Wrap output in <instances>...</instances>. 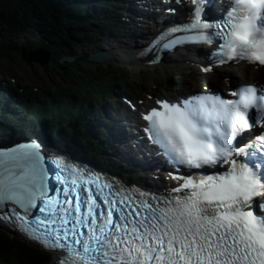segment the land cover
<instances>
[{
  "label": "snow or ice",
  "instance_id": "1",
  "mask_svg": "<svg viewBox=\"0 0 264 264\" xmlns=\"http://www.w3.org/2000/svg\"><path fill=\"white\" fill-rule=\"evenodd\" d=\"M188 2L185 20L138 54L208 45L201 71L264 66V0H232L215 20L202 18L204 0ZM228 95L161 98L141 112L175 182L163 189L128 187L37 139L0 150V224L53 251L54 264H264V86Z\"/></svg>",
  "mask_w": 264,
  "mask_h": 264
},
{
  "label": "trees",
  "instance_id": "2",
  "mask_svg": "<svg viewBox=\"0 0 264 264\" xmlns=\"http://www.w3.org/2000/svg\"><path fill=\"white\" fill-rule=\"evenodd\" d=\"M56 1L58 0H0V53L9 55L10 49H8V47L10 48L11 45L7 40V34L14 32L34 33L38 31L40 34L48 37L49 42L51 43L49 44L50 48L55 50V45H52L53 42L58 43V46L60 47L63 46L60 44V39L58 38L60 32H65L62 20L67 22H70L71 20L64 16L62 12L53 9L52 6L49 5L51 2L55 3ZM60 54L61 52L58 55ZM104 87L107 90H111L106 87V84L102 79L97 83H94V85L93 82H89L88 88L91 92L90 97H93L94 91L104 92ZM66 102L67 103L64 106L69 109L61 106L59 109L65 110L64 114H66V117L69 119L67 130L72 134L73 139L71 140L65 134H60L58 137L62 142H65L66 140L70 142L71 146L79 150L82 154L84 151L83 148L78 145L79 143H83L88 151L91 147V143L86 141L87 139L85 137L82 136L84 139L82 140L79 136L80 132L84 133L86 130L85 122L88 121L86 114L93 118L94 113L97 114L101 109V106L97 105V101L91 102L89 100L81 102L80 105H74L76 103H73L68 97ZM44 110V115L48 116L52 111L57 112L50 104H48ZM70 111H73L74 116L71 115ZM20 114L24 115V119L21 120L17 117H13V123L18 126L30 125V118L32 116L27 112H23V110L20 111ZM59 127L60 124L57 123L54 129ZM102 137L107 139L106 135H102ZM92 139L98 145L103 146L99 138L92 136ZM3 238L7 239L5 236H3ZM3 245L4 244L0 242V246Z\"/></svg>",
  "mask_w": 264,
  "mask_h": 264
},
{
  "label": "rangeland",
  "instance_id": "3",
  "mask_svg": "<svg viewBox=\"0 0 264 264\" xmlns=\"http://www.w3.org/2000/svg\"><path fill=\"white\" fill-rule=\"evenodd\" d=\"M80 30L81 29H77V32H80ZM72 35H73V37H77L74 34H72ZM9 37L12 40H14V41H18L19 43L25 42V41H32V40H42V37H39L37 35H32V34H30V35L14 34V35H11ZM94 41H95L94 42L95 44H99L100 46H103V44H107V42L101 43L100 40H98L97 37L94 38ZM56 68H57L56 65L55 66H53V65L43 66V65H40V64H37V63H35L34 65L30 66V65L26 64L25 61H20L18 58H16L14 61H12L9 64V69H4V70H8V71L3 72L2 70H0V74L3 75L5 73L6 75H15V76L21 77L23 79L33 80L34 82H36L38 84H41V85H42V83L38 82L37 80H35L34 77H37L38 74L42 75V76H46V77H49L48 75H52V76H54V78L56 79V81L60 85V83H64V79L63 78H65V73H66L65 71H63V69H66V71H71V69H70V67H66V68L58 67L57 69ZM109 68H113V69L123 68V69H126V68H124V67H122V66H120L118 64H111V63L110 64L109 63H102L99 66V69H109ZM161 69L162 68L156 69V72L158 73L159 70H161ZM157 73H154L152 70H146V71H142L140 73V77H137L136 75L135 76L132 75V79L133 80H138V79H144L145 80V84H141L140 87H137L138 90L141 92L143 89H146V87L152 86V81L150 80L149 77H155L156 79L163 80V78H161ZM195 79L199 80L200 77L199 78L197 77ZM168 82H171V79L168 80ZM47 85L50 86V84H47ZM181 85L182 84H177V83L167 84V86L171 87V88L181 87ZM19 259L20 258L16 257L14 262H18L19 263Z\"/></svg>",
  "mask_w": 264,
  "mask_h": 264
},
{
  "label": "bare ground",
  "instance_id": "4",
  "mask_svg": "<svg viewBox=\"0 0 264 264\" xmlns=\"http://www.w3.org/2000/svg\"><path fill=\"white\" fill-rule=\"evenodd\" d=\"M151 31L152 30L150 28L147 29L142 35L139 36V39L137 41L140 44H145L147 42L146 37L149 34H151ZM124 42H126V41H122L120 43H116V45L119 46V45L123 44ZM109 52L112 53V55L114 57V61L117 62L118 61V59H117L118 52L116 50H114V49H109ZM202 55H203V58L206 59V54L203 53ZM178 58H179V61L176 63L178 66L190 65L191 67H194V65H195L194 64V61H193V57L190 56V55H182L181 54L180 57H178ZM123 59L125 60L124 57H123ZM128 64L131 66V73L132 74H139L140 70H142V67L140 65L136 64V63L128 62ZM234 69H236V67H234ZM255 71H256V69L253 66H250L249 67V70H247V71H242V70L240 71L239 70V71H235L234 73L236 75H239V76L243 77V80L252 81V80H248V79L251 78L250 75H252ZM233 81L236 82V81H239V79L238 78H234ZM223 84L229 86L230 85V80H226V84L225 83H223ZM231 85H232V83H231ZM5 89H9V88L5 85ZM117 104L119 106H122V107L124 106V103L123 102L117 101ZM147 107H149V106L145 105L143 108L146 109ZM123 111H125V110H123ZM135 118L138 121L139 118L137 116H135ZM108 120H109V123H112L113 122V120H111L110 118H108ZM161 173L163 175H165L167 173V169L166 168L163 169Z\"/></svg>",
  "mask_w": 264,
  "mask_h": 264
}]
</instances>
